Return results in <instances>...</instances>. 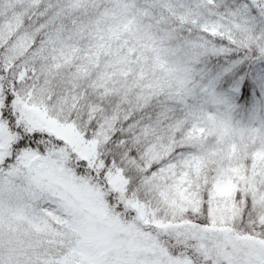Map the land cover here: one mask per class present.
Here are the masks:
<instances>
[{"label":"snow or ice","instance_id":"obj_1","mask_svg":"<svg viewBox=\"0 0 264 264\" xmlns=\"http://www.w3.org/2000/svg\"><path fill=\"white\" fill-rule=\"evenodd\" d=\"M0 264H264V0H0Z\"/></svg>","mask_w":264,"mask_h":264},{"label":"rangeland","instance_id":"obj_2","mask_svg":"<svg viewBox=\"0 0 264 264\" xmlns=\"http://www.w3.org/2000/svg\"><path fill=\"white\" fill-rule=\"evenodd\" d=\"M221 111H222V109H219L215 105H213V111L209 114H206V126H208V127L215 126L219 122L217 113L221 112ZM222 118H223V120H226V121L232 119L231 115L228 113H223ZM232 131L235 132L237 135H239L241 132L240 129H236V128H233Z\"/></svg>","mask_w":264,"mask_h":264}]
</instances>
